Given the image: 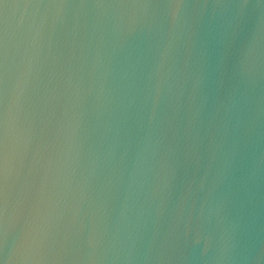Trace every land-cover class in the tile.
I'll list each match as a JSON object with an SVG mask.
<instances>
[{
  "label": "water",
  "instance_id": "water-1",
  "mask_svg": "<svg viewBox=\"0 0 264 264\" xmlns=\"http://www.w3.org/2000/svg\"><path fill=\"white\" fill-rule=\"evenodd\" d=\"M0 264H264V0H0Z\"/></svg>",
  "mask_w": 264,
  "mask_h": 264
}]
</instances>
